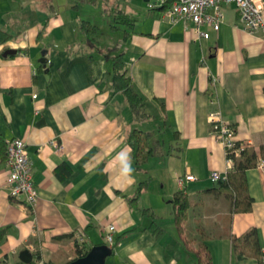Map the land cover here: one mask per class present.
Listing matches in <instances>:
<instances>
[{
  "label": "crops",
  "instance_id": "0c3cea01",
  "mask_svg": "<svg viewBox=\"0 0 264 264\" xmlns=\"http://www.w3.org/2000/svg\"><path fill=\"white\" fill-rule=\"evenodd\" d=\"M155 1L0 0V29L12 35L0 48L15 50L0 55V134L25 141L39 192L35 206L11 197L0 158V264L24 263L19 255L28 245L46 264H65L76 256L77 234L89 249L105 242L110 224L120 238L107 264H198L175 225L171 199L182 189L198 202L188 209L184 234L198 244V229L205 232L212 264H257L254 257L237 259L230 239L251 228L264 253V34L244 30L235 6L226 4L220 29L200 39L191 22L169 21ZM113 7L135 19L129 39L110 46L100 30L103 50L82 53L77 19L100 29L98 20L108 14L112 21ZM117 50H125L133 89L150 115L141 121L110 86V55ZM42 52L47 61L39 67ZM214 111L232 125L239 144L257 153V165L245 171L249 211L231 212L225 192L208 191L218 187L211 172L227 170L208 119ZM133 129L150 132L153 148L163 145L141 169L132 159L134 182L126 185L115 173ZM186 174L195 180L180 186ZM143 181L138 206L157 215L158 235L127 200Z\"/></svg>",
  "mask_w": 264,
  "mask_h": 264
},
{
  "label": "trees",
  "instance_id": "16d2710c",
  "mask_svg": "<svg viewBox=\"0 0 264 264\" xmlns=\"http://www.w3.org/2000/svg\"><path fill=\"white\" fill-rule=\"evenodd\" d=\"M170 2L171 0H168L162 6H156V8L164 11L169 6ZM75 7L76 6H74V8ZM108 13L112 16L110 28L114 31L121 30L122 38L120 40L124 42L127 41L134 30L135 19L129 17L122 9L117 7L111 8V11H108ZM77 25L80 33L83 35V40H79L78 42L82 53L90 55L91 50H103L104 47L99 41V37L102 33L97 25L84 18H78ZM11 37L12 35L8 31L0 29V47L5 42L10 40ZM86 49H88L89 52H86ZM3 53L4 51L0 48V55H3ZM124 55L125 50H117L115 53L110 55L111 68L108 71L110 76V86L114 91H120L124 94L134 118L137 121H141L148 118L150 115L146 112L143 99L133 89L132 80L126 68ZM41 66L42 64L40 63L39 67ZM150 136V132H144L138 129L131 130L127 135V142L130 146L132 159L137 169H141L148 159L155 154V152L161 153V149L159 148L163 145L162 142L157 141L158 149H155L149 144ZM6 146V141H4L3 136L0 134V158L3 160L6 159ZM261 158L264 160V153ZM233 162L234 168L228 173L227 179L218 182L217 188H210L208 191L213 193L225 192L226 196L231 200V212L249 211L252 204V198L247 193L245 171L257 165V153L252 147L243 144L241 145L239 156L234 157ZM146 187L147 181L140 182L135 193L131 197L127 198V200L130 204L134 205V207L139 208L142 214L152 220L148 229L153 234L158 235L163 230L154 222L155 216L157 215L149 207L143 208L138 206L141 190ZM171 203L173 205L176 229L185 249L196 255L198 264H212L210 251L205 244V232L200 228L198 229L201 236V240L198 244H196L194 239L188 238L184 234L188 209L191 206H195L198 202L191 199L182 189L173 194ZM4 237L5 229H0V242L4 239ZM119 238L120 236H116L114 238L112 250H114L119 242ZM230 239L237 259L254 257L257 260V264H264V253L259 245L257 231L255 228L249 229L240 236L230 234ZM103 244L107 243L104 242ZM74 247L76 253L75 258L84 255L89 250L83 245L80 246L76 241Z\"/></svg>",
  "mask_w": 264,
  "mask_h": 264
},
{
  "label": "built area",
  "instance_id": "2783aa9c",
  "mask_svg": "<svg viewBox=\"0 0 264 264\" xmlns=\"http://www.w3.org/2000/svg\"><path fill=\"white\" fill-rule=\"evenodd\" d=\"M168 0H156L154 6H162ZM233 4L239 14L241 27L249 33L260 32L264 34V0H171L169 6L163 11L164 18L171 22L177 20L189 21L193 24L197 36L209 39L210 31H218L224 21V5ZM206 27L207 29H203ZM35 97V95H34ZM212 132L223 145L227 170L224 173L212 171L210 178L213 182L227 179L228 173L233 170V158L238 157L241 145L236 140V133L232 125L225 120L220 111L210 112L208 115ZM5 165L8 170L6 185L11 197L23 196L24 202L35 206L39 192L34 186L31 177V163L26 143L21 138H12L6 141ZM55 146L57 144L54 143ZM264 166V162L261 163ZM192 174L178 178V184L183 186L185 181H193ZM115 226L110 224L104 233V241L112 249L114 244ZM76 242L81 246L84 243L83 234H77ZM27 249L32 252L30 264H46L39 254L33 252L31 245Z\"/></svg>",
  "mask_w": 264,
  "mask_h": 264
},
{
  "label": "water",
  "instance_id": "95a60500",
  "mask_svg": "<svg viewBox=\"0 0 264 264\" xmlns=\"http://www.w3.org/2000/svg\"><path fill=\"white\" fill-rule=\"evenodd\" d=\"M15 50L7 49L4 54L14 53ZM46 57L44 52L41 53V58L38 62L43 66L46 65ZM112 254V249L106 244H97L89 248L82 256L70 260L67 264H107L106 258ZM19 258L26 264H29L32 259V254L27 250L20 252Z\"/></svg>",
  "mask_w": 264,
  "mask_h": 264
},
{
  "label": "rangeland",
  "instance_id": "374dc122",
  "mask_svg": "<svg viewBox=\"0 0 264 264\" xmlns=\"http://www.w3.org/2000/svg\"><path fill=\"white\" fill-rule=\"evenodd\" d=\"M86 8V7H85ZM91 7H88V9L87 10H89ZM93 10V16L95 17V11H94V9H92ZM82 11V10H81ZM87 12V11H86ZM85 12V13H86ZM81 15V14H80ZM104 19H105V22L104 21H102V20H98L100 23H102L101 24V28H100V30L102 31V33H103V38H104V40H105V44H108V45H110V46H112L117 40H118V38H120L121 39V36H122V31L121 30H116V31H114V30H112L111 28H110V26H109V24L110 23H112V21L110 20V17H109V15L108 14H104ZM106 18L107 19H109V21H107L106 22ZM118 42V41H117ZM158 129V132H159V129H160V127L159 128H157ZM160 138H162V139H166V136H163V135H161L160 136ZM152 162V161H151ZM147 163V162H146ZM146 163H145V166H146ZM153 177H156V179L159 177V171L158 170H155L154 171V175H153ZM151 181V180H150ZM155 183H156V181H153L152 180V182H151V184H150V186L151 185H155Z\"/></svg>",
  "mask_w": 264,
  "mask_h": 264
},
{
  "label": "clouds",
  "instance_id": "9594fccd",
  "mask_svg": "<svg viewBox=\"0 0 264 264\" xmlns=\"http://www.w3.org/2000/svg\"><path fill=\"white\" fill-rule=\"evenodd\" d=\"M119 157V168L115 173L126 185H130L134 182L133 172L134 169L132 167V155L131 149L121 150L118 154Z\"/></svg>",
  "mask_w": 264,
  "mask_h": 264
}]
</instances>
